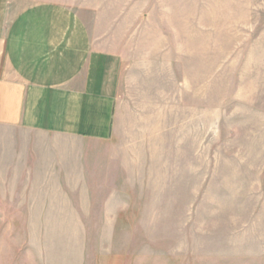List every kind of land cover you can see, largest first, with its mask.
I'll list each match as a JSON object with an SVG mask.
<instances>
[{
  "label": "rangeland",
  "instance_id": "rangeland-1",
  "mask_svg": "<svg viewBox=\"0 0 264 264\" xmlns=\"http://www.w3.org/2000/svg\"><path fill=\"white\" fill-rule=\"evenodd\" d=\"M104 3L115 134L0 140V264H264V0Z\"/></svg>",
  "mask_w": 264,
  "mask_h": 264
},
{
  "label": "crops",
  "instance_id": "crops-1",
  "mask_svg": "<svg viewBox=\"0 0 264 264\" xmlns=\"http://www.w3.org/2000/svg\"><path fill=\"white\" fill-rule=\"evenodd\" d=\"M104 2L0 0V140L113 138L124 53ZM73 157L50 166L67 171Z\"/></svg>",
  "mask_w": 264,
  "mask_h": 264
}]
</instances>
